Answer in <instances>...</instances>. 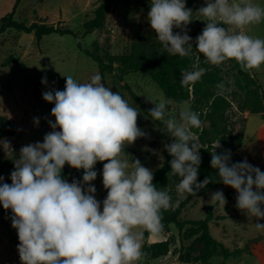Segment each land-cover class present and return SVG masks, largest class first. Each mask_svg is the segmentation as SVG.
Masks as SVG:
<instances>
[{
    "label": "clouds",
    "instance_id": "1",
    "mask_svg": "<svg viewBox=\"0 0 264 264\" xmlns=\"http://www.w3.org/2000/svg\"><path fill=\"white\" fill-rule=\"evenodd\" d=\"M196 13L206 22L195 40L205 63L219 66L235 60L243 71L264 66V38L243 31L264 23V5L253 0H205ZM192 16L186 0H150L147 20L167 53L188 57L193 41L187 25ZM224 25L235 31L230 33ZM206 71L199 63L182 69L181 85L194 86ZM65 77L64 90L42 94L54 104L55 122L48 121L52 131L43 142L21 147L11 184L0 176V205L11 210L21 264H141L146 256L145 233H163V212L173 207V200L169 191L153 184L151 169L139 159L129 162L124 154L126 146L146 136L138 126L140 112L105 86L99 73L88 83ZM215 87L218 96L228 92L223 81ZM146 99L154 105L149 111L152 120L162 121L172 137L165 148L172 157L171 174L180 178L177 195L196 196L212 182L209 177L198 182L201 147L193 129L202 128L199 113L184 106L176 115L167 114L166 100L150 95ZM34 122L38 125L39 118ZM0 146L11 150L7 140ZM230 161V150L211 153L219 182L236 191V207L249 219L255 218L256 231H264V223L259 222L264 220V172L246 158ZM97 162H105L102 183L107 196L102 202L91 183L97 178ZM65 165L82 169V181L64 179ZM211 200L223 207L227 202L222 191L212 193Z\"/></svg>",
    "mask_w": 264,
    "mask_h": 264
},
{
    "label": "rangeland",
    "instance_id": "2",
    "mask_svg": "<svg viewBox=\"0 0 264 264\" xmlns=\"http://www.w3.org/2000/svg\"><path fill=\"white\" fill-rule=\"evenodd\" d=\"M102 1L104 0H21L14 16L15 21H26L28 25L46 22L62 29H69L74 35L52 34L38 42L35 34L10 30L1 38L0 115L9 114L15 125L16 134L6 139L10 142L11 150H5L0 146V163L13 157L14 149L20 151L22 146L43 142L44 136L52 131L48 121L55 122L51 115L54 104L46 102L43 96L41 101H37L36 88L40 89L41 95L49 90L62 91L67 75H72L79 83H88L92 75L100 74L99 65L88 56V53L101 58L107 64H113L115 57L129 56L133 52L147 57L171 55L163 48L155 32L150 28L147 20L150 7L148 0H114L104 27L86 34L84 24L94 18V11ZM14 2L15 0H0V21L11 13ZM253 2L264 5V0ZM186 6L193 10V20L187 25L188 35L193 41L190 57L194 64L199 63L201 67L207 69L200 81L191 87H183L178 82V94L175 98L170 95L165 84L163 86L155 84L145 72L131 74L124 79H120L114 73H106L102 79L105 86L110 87L113 92H119L140 112L138 126L146 136L126 146L124 154L129 162L139 159L142 166L154 172L165 160V145L172 142V137L167 133L163 122L153 121L150 114L147 115L140 109L138 103L129 95L126 89L128 86L145 101L148 113L154 107L146 99L149 95L168 102L167 114L176 115L184 106L191 108L197 105L200 117L204 118L200 119L208 133L210 124L204 115L213 101L220 102L226 124L232 132L231 138L240 139L243 143V147L236 150L238 159L234 163L242 162L246 158L251 165L259 167L264 172V113L254 115L244 108L243 95L234 82L237 73L234 69L237 63L235 60L213 66L205 63L203 55L196 50V37L206 27V22L203 21L205 18L196 11L205 6V0H186ZM224 26L230 33L235 31L232 26ZM174 31L178 32L177 29ZM243 31L253 37L264 38V23L248 26ZM251 71L261 83L264 94V66ZM44 78L46 83H42ZM162 79L167 81V72L163 73ZM221 81L225 83L228 92L218 96L215 86ZM34 118H39L38 125ZM209 139L212 137L207 135L204 142ZM231 143L232 145L224 151L230 150L232 156L236 142ZM219 145L214 144L215 147ZM211 153L208 152L209 155ZM67 181L71 183L72 177ZM91 183L96 188V199L102 202L107 196L102 178L97 177ZM178 183L179 180L175 178L167 188L173 200L172 210L184 199L177 195ZM216 191H222L224 195L232 191L235 200L227 201L223 207L211 200V194ZM214 192L190 201L179 216V220L199 221L211 211L215 219L209 226L212 237L229 250L248 247L249 252L226 262L221 257H214L208 264H264V231L255 230V218L249 219L236 207L237 193L231 187H222ZM165 213L166 211L163 212V222L167 219ZM218 217H225V220H218ZM259 222L264 223V220ZM2 231L18 246V234L12 227L9 210L5 211L0 205V235ZM253 241L257 242L253 244ZM205 244L203 234L192 226H187L179 232L174 225H165L163 233L159 236L147 233L143 247L148 248L144 250L146 256L141 264H202L201 257ZM15 253V250L9 247L2 248L0 245V264H21L20 257Z\"/></svg>",
    "mask_w": 264,
    "mask_h": 264
},
{
    "label": "trees",
    "instance_id": "3",
    "mask_svg": "<svg viewBox=\"0 0 264 264\" xmlns=\"http://www.w3.org/2000/svg\"><path fill=\"white\" fill-rule=\"evenodd\" d=\"M114 0H104L100 3L98 8L94 11V18L86 21L84 24V30L86 34H90L95 30L104 27L106 16L109 13L112 3ZM150 2V0H148ZM21 0H15L11 13L0 21V41L1 38L10 30L17 31L23 34H35L36 40L39 42L43 37L52 34H58L61 36L74 35V33L69 29H62L54 24H47L46 22L27 24L26 21L18 22L14 20L17 8ZM179 32L180 29H177ZM88 56L94 60L99 65L100 74L102 79L106 73L116 74L120 79H124L125 76L145 72L147 73L153 82L159 86L166 85L172 97L178 94V82L181 83V70L185 68H191L194 62L190 56L180 57L178 55H162V56H151L147 57L141 53H131L129 56H118L113 59V64L105 63L101 58L95 56L94 54L88 53ZM234 69L236 70V76L234 77V82L236 88L242 93L244 99V108H247L251 114L258 115L264 113V94L262 92V86L258 78L252 71H243L238 63H236ZM168 73L167 81H164L163 73ZM174 82V84H172ZM129 95L138 103L140 109L145 113L149 114L146 108L145 101L138 97L130 88L127 86ZM35 98L37 101L42 100V95L39 88L35 90ZM197 103V102H196ZM193 111L199 113V108L197 105L191 107ZM205 119L210 124V132L204 128L193 129V132L198 137V142L201 147L199 150L201 156V164L199 166L198 182H202L206 177L212 179L206 187L200 189L196 196L187 195L182 201H179L175 209H170L166 211L165 215L167 217L166 221L163 222L165 225H174L179 232H182L187 226H192L196 228L200 233L203 234L205 239V249L202 253L201 262L202 264H208V262L214 257H221L224 262L231 258H238L241 255L248 253V247L246 249H236L229 250L221 242L215 240L211 233L209 226L215 221L211 211L208 212L206 217L199 221H181L179 216L182 214L184 208L190 203V201L198 198L205 197L206 195L214 192L215 190L225 186L222 182H219L218 170L211 167V155L208 152H216L221 154L224 152L225 148L232 145L231 142H236V146L233 150V155L231 156V163H234L238 159L236 150L243 147L242 140L237 138H231L232 132L229 130V125L226 124L224 113L221 110V104L218 101H213L208 106V111L204 115ZM204 119L203 117H200ZM16 128L11 119L8 116L0 115V141L6 140L10 137L15 136ZM210 135L212 139L207 142L205 138ZM231 139H230V138ZM228 139H230L228 141ZM219 143L220 147H215L214 144ZM18 149H14L13 157L6 159L3 163H0V176L4 178L3 182L11 184V172L15 168V162L19 158ZM172 157L169 153L165 152V160L163 164L154 171L153 184L158 189L167 190L168 185L172 180L178 176L171 174L170 161ZM106 162V161H105ZM97 162L95 165V171L97 172V177L102 178L103 163ZM83 170H76L68 165H65L62 171V177L68 179L72 177V181L81 180L82 181ZM86 187V186H85ZM226 201H234L235 194L229 191L224 195ZM9 215L12 216L11 210H9ZM218 220H225V217H218ZM147 237V233H145ZM255 244L257 241H253ZM148 247L144 246L143 251L147 250ZM182 260V257H180Z\"/></svg>",
    "mask_w": 264,
    "mask_h": 264
},
{
    "label": "crops",
    "instance_id": "4",
    "mask_svg": "<svg viewBox=\"0 0 264 264\" xmlns=\"http://www.w3.org/2000/svg\"><path fill=\"white\" fill-rule=\"evenodd\" d=\"M2 40V39H1ZM1 43V41H0ZM8 114V113H7ZM9 117V114L7 115ZM10 118V117H9ZM11 119V118H10ZM3 225V224H2ZM11 237L10 236H6L4 234V232H1L0 235V245H2V248H7L9 247L11 250H15V254H17L19 256V252H18V247L17 245H15L14 243H12V241L10 240Z\"/></svg>",
    "mask_w": 264,
    "mask_h": 264
}]
</instances>
